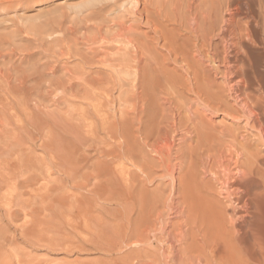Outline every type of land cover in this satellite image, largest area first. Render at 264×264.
I'll list each match as a JSON object with an SVG mask.
<instances>
[{
	"label": "rangeland",
	"instance_id": "rangeland-1",
	"mask_svg": "<svg viewBox=\"0 0 264 264\" xmlns=\"http://www.w3.org/2000/svg\"><path fill=\"white\" fill-rule=\"evenodd\" d=\"M235 9L245 25L264 14V0H0V264H123L135 254L163 262L165 241L122 243L119 198L128 199L125 213L136 223L142 194L149 208L156 197L168 202L164 171L196 149L199 135L252 140L257 131L180 85L176 99L162 92L144 105L140 85L133 88L134 44L157 42L156 26L180 42L193 40ZM162 44L156 52L166 56ZM196 59L215 87L226 86L215 72L219 63ZM175 77L185 79L181 70ZM124 123L132 151L120 148ZM108 164L107 177L99 172ZM161 211V227L178 221Z\"/></svg>",
	"mask_w": 264,
	"mask_h": 264
},
{
	"label": "bare ground",
	"instance_id": "bare-ground-1",
	"mask_svg": "<svg viewBox=\"0 0 264 264\" xmlns=\"http://www.w3.org/2000/svg\"><path fill=\"white\" fill-rule=\"evenodd\" d=\"M239 14L240 10L235 9L223 25L213 27L210 33L196 32L199 35L193 40L187 38L180 42L178 37H173L172 31L156 26L155 33L159 34L156 43L139 41L134 44L137 60L131 73L136 84L132 87L140 85L142 90L136 95L144 105L156 101L162 92L175 98L180 85L203 99L211 110L237 114L240 119L252 122L251 127L257 131V135L250 138L252 140L245 137L239 140L238 135L229 133L199 135L196 149L181 153L179 166H167V172L164 171L170 178L168 202L161 196L156 197L149 208L146 195L142 194L135 220L137 225L131 215L125 213L129 210L128 199L123 202V198H119L125 211L120 217L122 229L126 231L122 243L141 248L152 241H165L167 248L161 254L164 260L159 264H264V159L259 151L264 146V70L259 62L264 57L259 53L260 49L264 50V14L260 13L259 17L252 14V22L245 25L237 20ZM211 34L217 37L218 43L209 38ZM160 42L166 56L156 52ZM197 56L219 63L215 72L222 75L226 86L215 87ZM169 65L176 68L170 71ZM179 69L185 79L175 77ZM225 92L234 97L236 105H229ZM129 130L124 123L119 134L124 139L121 149L131 144ZM148 131L146 127L144 133L149 135ZM226 139L229 146L224 144ZM156 143V148L163 151V142ZM132 150L130 146L128 151ZM106 168L99 173L111 175L110 164ZM202 175L211 178L205 179ZM108 200L116 198L111 196ZM163 208L178 221L161 227ZM176 240L180 242L178 247ZM139 259L135 254L124 259L123 264H134L133 260H137V264H155Z\"/></svg>",
	"mask_w": 264,
	"mask_h": 264
}]
</instances>
